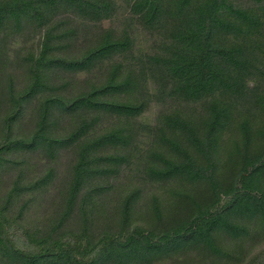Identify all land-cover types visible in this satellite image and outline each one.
<instances>
[{
    "label": "trees",
    "instance_id": "trees-1",
    "mask_svg": "<svg viewBox=\"0 0 264 264\" xmlns=\"http://www.w3.org/2000/svg\"><path fill=\"white\" fill-rule=\"evenodd\" d=\"M253 227L264 0H0V264H237Z\"/></svg>",
    "mask_w": 264,
    "mask_h": 264
},
{
    "label": "rangeland",
    "instance_id": "rangeland-1",
    "mask_svg": "<svg viewBox=\"0 0 264 264\" xmlns=\"http://www.w3.org/2000/svg\"><path fill=\"white\" fill-rule=\"evenodd\" d=\"M19 43L16 44V47L21 48V46H26L24 50L22 49L23 50L22 54H26L29 50H36L39 45V41L37 39H32L28 43H25L26 45H24L23 39L20 38ZM11 56L14 59H16L17 54L14 51H11ZM23 67L24 65L23 66L16 65L13 68L14 71H12V72H15L14 76H15L16 84L19 87L24 84L25 78L27 75V71ZM36 105H37L36 103L29 104L27 108L24 110V113L20 118L21 126H18L16 129L19 132H22V134L24 135H26V133L29 132V129L34 127L36 124V115H35ZM26 128H29V129L26 130ZM39 154H40L39 151L31 153V155H34L33 161H35V165H37L36 162H42L45 159L44 157H42V155H39ZM64 155L65 154L62 155L63 158L60 157L61 159H60V163L58 167V170H59L58 179H57L58 181L57 183L54 184L55 187L51 189L50 193L46 194V195H50L49 200H51L52 197L56 196L58 192H60V189L62 187V179L65 174L64 171H66L67 169V165L65 164L67 159H66V156ZM44 162H46V160ZM158 190L159 189L152 188L150 186L147 189L145 187V191L143 193L144 197L141 199L142 201L139 207L140 210L142 209V205H144L146 202V196L148 195V193L158 192ZM47 206L48 204L46 203L45 206L42 207L44 211H46ZM32 215L35 218L34 221L39 222L38 220H40L41 216L43 215V211L41 207L39 206V208L37 209V212H36V209H34L32 211ZM244 247H245V251L239 250V252L236 251L235 253L237 254L238 258H241V261L237 264H248L254 260H257L259 264L264 263V233L261 229H259L258 227H253L252 236L248 238L246 241H244Z\"/></svg>",
    "mask_w": 264,
    "mask_h": 264
}]
</instances>
